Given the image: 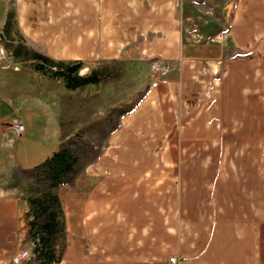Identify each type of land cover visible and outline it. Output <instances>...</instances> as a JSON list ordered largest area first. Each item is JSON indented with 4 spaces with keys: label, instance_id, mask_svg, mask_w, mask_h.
<instances>
[{
    "label": "crops",
    "instance_id": "0c3cea01",
    "mask_svg": "<svg viewBox=\"0 0 264 264\" xmlns=\"http://www.w3.org/2000/svg\"><path fill=\"white\" fill-rule=\"evenodd\" d=\"M10 21L27 59L0 63V183L79 130L96 140L58 195L62 264H264V0H14ZM37 49L88 71H173L112 127L95 74L65 88L29 61ZM25 214L0 188V264L25 249Z\"/></svg>",
    "mask_w": 264,
    "mask_h": 264
},
{
    "label": "rangeland",
    "instance_id": "374dc122",
    "mask_svg": "<svg viewBox=\"0 0 264 264\" xmlns=\"http://www.w3.org/2000/svg\"><path fill=\"white\" fill-rule=\"evenodd\" d=\"M13 4L14 0H0V11H6L9 20L12 15ZM10 27H12L11 21L8 27L3 30L4 39L0 37L3 43L0 49H3L13 59L14 63H17L15 54H21L25 59H27V55H24V51L19 48L21 45L15 43V38L11 37ZM12 30L11 32L14 36V28ZM191 37H189L191 41L196 38ZM31 55L33 57L34 55L39 56L40 63L33 60V58L29 61L34 64V67L42 66V70L46 73L62 72L73 65L60 64L48 60L43 55V52L38 49L33 50ZM83 69L81 68L80 71ZM89 73L95 74L97 82L100 84V89L111 92L109 97L111 112L108 118L112 127L115 125V120L131 110L140 101L148 86L155 81L150 72V64H134L128 61L101 64L94 67L92 71L87 69L83 76H78L79 78H84ZM81 133L82 130H79L78 135L67 140V145L61 150V152L65 151L67 154V164L71 167L70 172L53 178L49 166L45 165L31 171H11L0 183V188L4 193L21 199L26 205L25 217L28 237L25 250L28 251L29 258L23 264H62L67 238L58 195L62 190L71 186L76 173L82 171L83 159H85L84 151L88 147L87 144L96 143V140H87L84 136L85 134ZM20 137L15 135V138ZM51 214L53 219H50ZM50 223L55 226V232L50 239V243L45 248L42 245H36L37 238L42 234L40 229ZM40 248L43 250L41 256L36 252V249ZM45 253L49 255L46 256Z\"/></svg>",
    "mask_w": 264,
    "mask_h": 264
},
{
    "label": "trees",
    "instance_id": "16d2710c",
    "mask_svg": "<svg viewBox=\"0 0 264 264\" xmlns=\"http://www.w3.org/2000/svg\"><path fill=\"white\" fill-rule=\"evenodd\" d=\"M9 23L10 20L8 18V21L6 22L5 25L6 28L8 27ZM36 69L42 70V66H37ZM80 69H81V65L73 64L72 66H69V68H66L65 71L51 72L52 73L51 75L55 77L57 80H61L64 83V87L68 89L76 88L79 85L94 81L92 78L90 79L86 77L79 78L78 73ZM67 160H68L67 154L65 151H63L61 153L53 154L42 166L48 165L53 178H57L60 175H64L71 171V167L67 164ZM50 217H51L50 219H53L52 214ZM40 231L42 234L37 238L35 244L42 245V247L45 248L46 246H48V243H50V239L55 232V226L53 223L46 224L40 229ZM36 252L41 256L43 250L41 248L36 249ZM45 255L48 256L49 254L45 253Z\"/></svg>",
    "mask_w": 264,
    "mask_h": 264
},
{
    "label": "built area",
    "instance_id": "2783aa9c",
    "mask_svg": "<svg viewBox=\"0 0 264 264\" xmlns=\"http://www.w3.org/2000/svg\"><path fill=\"white\" fill-rule=\"evenodd\" d=\"M0 63L4 64H12L13 59L6 54V52L3 49H0ZM173 71L172 67L168 64H161L158 62H151L150 63V72L152 76L155 78V80H159L160 78H164L167 75H169ZM14 133L17 137H20L23 133V126L20 122L14 123L12 125ZM29 258V253L27 250L22 249L19 250L14 258L12 259L11 264H23L25 261H27ZM169 262L171 264L177 263L176 258H170Z\"/></svg>",
    "mask_w": 264,
    "mask_h": 264
},
{
    "label": "water",
    "instance_id": "95a60500",
    "mask_svg": "<svg viewBox=\"0 0 264 264\" xmlns=\"http://www.w3.org/2000/svg\"><path fill=\"white\" fill-rule=\"evenodd\" d=\"M86 71H87L86 68H84L83 70H81V71L79 72V76H83V75L86 73Z\"/></svg>",
    "mask_w": 264,
    "mask_h": 264
}]
</instances>
